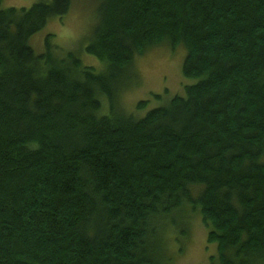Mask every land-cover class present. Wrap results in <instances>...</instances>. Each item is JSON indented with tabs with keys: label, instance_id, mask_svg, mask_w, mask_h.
Instances as JSON below:
<instances>
[{
	"label": "trees",
	"instance_id": "1",
	"mask_svg": "<svg viewBox=\"0 0 264 264\" xmlns=\"http://www.w3.org/2000/svg\"><path fill=\"white\" fill-rule=\"evenodd\" d=\"M97 1L100 71L30 45L71 0L0 9V264H160L188 208L210 264H264V0ZM162 44L196 82L137 118L123 80Z\"/></svg>",
	"mask_w": 264,
	"mask_h": 264
},
{
	"label": "rangeland",
	"instance_id": "2",
	"mask_svg": "<svg viewBox=\"0 0 264 264\" xmlns=\"http://www.w3.org/2000/svg\"><path fill=\"white\" fill-rule=\"evenodd\" d=\"M40 1L51 0H2L0 9L29 8ZM98 4L100 3L97 0H71L68 13L62 18L50 19L47 25L32 37L31 47L36 53H42L44 38L51 34L53 42L61 50L65 52L82 49L80 58L83 64L100 71L104 64L83 51L93 33ZM185 55L186 51L182 46L171 50L168 45L162 44L135 57L131 65L132 72L127 73L123 80L125 89L120 93V103L124 111L141 118L149 110L167 104L174 96H184L185 87L196 82L182 74ZM155 95H160L161 98L157 99ZM140 101H146V106L138 110L137 104ZM173 215L177 223L182 221L183 232L180 233V225L167 223L165 219L158 222V226L165 227L159 263L210 264V256L216 255V244L207 242V229L200 215L189 208L184 213Z\"/></svg>",
	"mask_w": 264,
	"mask_h": 264
}]
</instances>
